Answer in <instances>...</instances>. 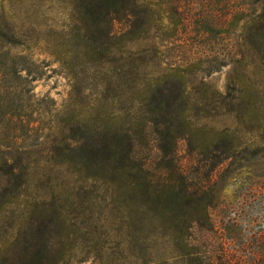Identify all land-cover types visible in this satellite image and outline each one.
Here are the masks:
<instances>
[{
  "label": "trees",
  "instance_id": "obj_1",
  "mask_svg": "<svg viewBox=\"0 0 264 264\" xmlns=\"http://www.w3.org/2000/svg\"><path fill=\"white\" fill-rule=\"evenodd\" d=\"M64 2L71 23L61 36L76 49L80 65L95 70L101 92L96 100L84 89L82 94L76 89L62 110L48 97H29L28 86L45 75L43 63L24 50L12 54L13 47L26 42L7 25L0 3V257L8 256L2 264L67 263L64 254L53 256L54 241L62 240L69 216L62 205L69 197L59 192L57 184L50 200L39 196L25 202L22 216L11 209L23 197L31 199L27 195L30 188L37 183L45 187L54 178L73 176L83 187L95 183L115 192L117 201L125 205L139 204L147 215L146 228L163 232L181 247L195 230L212 232L211 211L225 204L217 189L219 172L223 169L228 178L241 177L264 163V110L221 104L230 109L223 115L234 114L238 124L253 114L262 123L258 152L245 155L240 129L213 131V139L205 143L201 139L205 130L190 118L186 97L187 85L199 69L168 64L160 68L155 83H141L149 51L134 52L131 44L151 28H145L154 18L151 0ZM258 3L264 7V0ZM228 12L237 14L239 10ZM118 24L122 31L116 29ZM255 27L263 37L264 15ZM118 103L125 107L118 108ZM149 130L159 154V173L152 171L147 156L137 150L138 146L149 149ZM181 142L195 163L190 170L179 156ZM64 187H68L65 182ZM249 262L264 264V242H258Z\"/></svg>",
  "mask_w": 264,
  "mask_h": 264
},
{
  "label": "rangeland",
  "instance_id": "obj_2",
  "mask_svg": "<svg viewBox=\"0 0 264 264\" xmlns=\"http://www.w3.org/2000/svg\"><path fill=\"white\" fill-rule=\"evenodd\" d=\"M43 1L0 0L7 25L26 42L13 47L12 54L24 50V54L43 63L45 75L28 86L29 97L53 99L58 110L63 109L71 93L79 88L81 94L84 89L98 100L101 81L94 78L95 70L82 67L75 58L76 49L61 36L71 23L70 9L64 0ZM151 3L154 18L149 23L151 26L145 25L151 28L146 36L131 44L134 52L149 51L146 75L141 83H155L160 68L168 64L185 68L193 65L192 71H200L189 81L186 97L190 118L205 130L201 139L209 144L213 131L240 129L244 132L241 139L242 151L247 149L245 155L258 152V130L262 123L255 115L238 124L234 114L223 113L230 110L225 106L264 110V35L261 37L262 31L255 27L264 15V7L258 0H151ZM228 6L239 12H228ZM116 29L123 30L119 24ZM11 84L17 83L11 79ZM117 107L125 106L118 103ZM148 132L149 149L138 146L137 150L142 157L147 156L152 171L159 173V154L154 137ZM188 150L181 142L179 156L190 170L195 163ZM262 168L264 163L250 173L246 170L241 177L229 178L222 169L217 189L225 204L211 211L209 222L213 231L202 234L195 230L182 247L163 236V232L148 230L147 215L139 204L125 205L117 201L119 195L115 192L95 183L83 187L73 176L54 178L45 187L37 183L27 194L31 199L23 197L11 209L22 216L25 202L39 196L51 197V190L57 184L59 192L62 190L69 197L62 203L69 216L65 235L62 240L54 241L53 256L64 254L66 264H250L251 252L258 242H264V178L258 177L264 174ZM7 259L8 256H1L0 264Z\"/></svg>",
  "mask_w": 264,
  "mask_h": 264
}]
</instances>
